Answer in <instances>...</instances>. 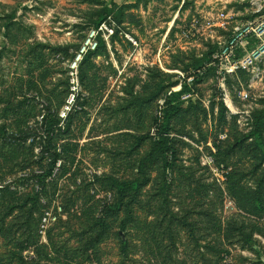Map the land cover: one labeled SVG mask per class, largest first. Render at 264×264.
Listing matches in <instances>:
<instances>
[{
    "label": "rangeland",
    "instance_id": "374dc122",
    "mask_svg": "<svg viewBox=\"0 0 264 264\" xmlns=\"http://www.w3.org/2000/svg\"><path fill=\"white\" fill-rule=\"evenodd\" d=\"M105 6L113 33L77 58ZM263 16L264 0H0V264H264V212L249 203L258 187L264 203V163L244 138L264 108V55L222 77L210 68L179 96L166 186L149 154L166 97L234 26ZM46 114L61 159L41 187ZM213 144L223 181L202 165ZM108 176L145 185L123 231L122 213L105 217L89 257Z\"/></svg>",
    "mask_w": 264,
    "mask_h": 264
},
{
    "label": "trees",
    "instance_id": "16d2710c",
    "mask_svg": "<svg viewBox=\"0 0 264 264\" xmlns=\"http://www.w3.org/2000/svg\"><path fill=\"white\" fill-rule=\"evenodd\" d=\"M112 14V10L110 7L105 6L103 8V14L99 18L98 22L95 24V27L93 30H97L98 26L102 22H108L110 23V18ZM97 34L96 38H99ZM99 44H103V41L101 38H99ZM86 53H91L89 48L86 47ZM209 57L199 63L193 68V70L198 69L202 66L203 62H206L209 60L211 53H208ZM209 69H207L208 71ZM205 74L201 77H194L192 85L196 82H198L200 79H202ZM187 77V75H186ZM189 85L186 83L182 86L181 90L166 97L165 99V106L162 112V119L157 121V118L155 119L156 124V132L155 136L151 138V147H150V156L151 161L154 162L155 159L159 160L162 174H163V184L166 186V173L170 170L171 167L174 165V161L176 159V149L173 146V140L169 136V130L171 125L172 118L177 115V113L180 111V104L179 99L180 95L184 92L189 91ZM45 125V141H46V149H48V160L49 165L44 170L43 174L36 176L37 182L39 185L41 184V187L44 185L45 181L49 179L53 175V171L57 165V162L61 159V150H59L55 145L52 144V138H53V126L59 122L58 118H54L51 120L47 119V114L42 117ZM264 126V108L254 113V121L252 125V129L244 136L245 139L251 138L253 140V145L257 149L258 157H259V165L264 163V141L262 136ZM28 132V131H27ZM27 132H21L22 136L25 137L27 135ZM6 132H4L3 129L0 128V138L4 137ZM224 139V138H223ZM223 139H219V141H222ZM218 141V142H219ZM213 147L215 148V152L218 149V146L216 144H213ZM21 148V146H20ZM24 148V146H22ZM228 150H226L227 152ZM214 160L215 157H214ZM217 163V161H216ZM219 164V162H218ZM228 174V173H227ZM226 174V175H227ZM106 179V187L107 191H111L113 194L112 200L110 203H108V206L105 207L104 212H101V214L97 217V219L93 220L92 225H97L99 227L97 233L94 236H88L86 237V243L85 251L89 250L88 256L93 255L94 246L100 241L101 237L104 235V231L106 229L105 224V217H108L110 215H114L117 213H122L124 216L121 219V230L123 231L125 227H127L128 222L131 221L132 218V207L137 203L138 196L140 194V189L145 185V181H139L137 179H118L115 177L108 176ZM237 184V181H231L230 179V190H233V195L235 197V186ZM3 192H8V187H3ZM251 202V211H254L255 213L258 212H264V203H263V197L261 192L259 191V187L252 192L251 196L249 197V203ZM12 209V208H11ZM11 209L8 213L11 212ZM104 213V214H103ZM119 235V234H118ZM122 237L121 235H119ZM127 246V242L125 239H121L120 242V251L125 249ZM25 249V248H22Z\"/></svg>",
    "mask_w": 264,
    "mask_h": 264
},
{
    "label": "built area",
    "instance_id": "2783aa9c",
    "mask_svg": "<svg viewBox=\"0 0 264 264\" xmlns=\"http://www.w3.org/2000/svg\"><path fill=\"white\" fill-rule=\"evenodd\" d=\"M107 33L111 35L113 29L111 23L102 22L99 24L97 30H91L90 35L87 39V44L82 46V50L77 54V58L87 48L94 47L96 42L94 41L97 34ZM129 41H133L132 38L126 35ZM264 55V16L261 18L253 19L252 21L241 23L234 26L227 36L222 41L217 51L211 54L209 60L203 62L202 66L198 69L190 71L186 77V83L189 85L193 82L194 77H201L207 69L213 68L215 74L218 77H222L223 74L235 72L237 70H249L253 68V65L259 61ZM75 65V62H73ZM74 66L71 67L73 69ZM71 93L67 99V105L64 109H68V106L74 99L75 81L74 78L71 80ZM64 111H62V115ZM225 136H219V139H223ZM211 149L207 154H203L202 165L207 167L215 176H218L222 181L225 177L224 167L222 164H216L213 158L215 148L210 146Z\"/></svg>",
    "mask_w": 264,
    "mask_h": 264
},
{
    "label": "water",
    "instance_id": "95a60500",
    "mask_svg": "<svg viewBox=\"0 0 264 264\" xmlns=\"http://www.w3.org/2000/svg\"><path fill=\"white\" fill-rule=\"evenodd\" d=\"M81 50H82V48H81Z\"/></svg>",
    "mask_w": 264,
    "mask_h": 264
}]
</instances>
